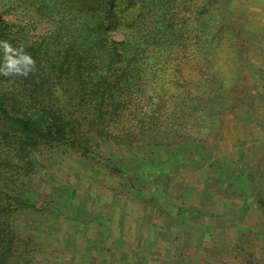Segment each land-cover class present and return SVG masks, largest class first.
Wrapping results in <instances>:
<instances>
[{"label":"rangeland","instance_id":"rangeland-1","mask_svg":"<svg viewBox=\"0 0 264 264\" xmlns=\"http://www.w3.org/2000/svg\"><path fill=\"white\" fill-rule=\"evenodd\" d=\"M151 2L171 13L163 32L176 39L161 48L187 53L155 83L167 107L158 122V96L122 119L113 103L103 118L63 106L76 138L20 154L0 119L9 264H264V0ZM124 211L142 214L144 241L130 225V243L114 248Z\"/></svg>","mask_w":264,"mask_h":264},{"label":"trees","instance_id":"trees-1","mask_svg":"<svg viewBox=\"0 0 264 264\" xmlns=\"http://www.w3.org/2000/svg\"><path fill=\"white\" fill-rule=\"evenodd\" d=\"M151 1L0 0V15L10 17L0 16V40L22 46L36 61L26 77L0 75V119L13 131L20 154L41 142L76 138L71 112L63 106L99 110L103 118L105 104L113 103L122 119L124 109L138 113L141 99L158 96L160 103L150 109L158 122L167 107L155 83L171 57L184 51L161 48L176 39L163 32L171 13ZM12 235L8 225L0 226V264L10 263Z\"/></svg>","mask_w":264,"mask_h":264},{"label":"clouds","instance_id":"clouds-1","mask_svg":"<svg viewBox=\"0 0 264 264\" xmlns=\"http://www.w3.org/2000/svg\"><path fill=\"white\" fill-rule=\"evenodd\" d=\"M0 75L26 77L35 70L36 61L22 46L14 47L8 40H0Z\"/></svg>","mask_w":264,"mask_h":264},{"label":"crops","instance_id":"crops-1","mask_svg":"<svg viewBox=\"0 0 264 264\" xmlns=\"http://www.w3.org/2000/svg\"><path fill=\"white\" fill-rule=\"evenodd\" d=\"M114 208V206H113ZM120 209V206H116V211H118ZM120 211H123L122 209H120ZM127 214H125V211L123 212V214L121 216L119 215H115L114 218H117L116 220L118 221V229L119 231H122L121 235L120 236H115L113 239H111L110 243L111 244H114V248H115V245H120V244H129L130 242L127 240V238L123 235L125 232L126 234L128 233V231L130 232L131 231V227L130 225H132L134 228V226L136 227V234L135 236L133 237L134 241L139 244V243H142L144 241V237L142 235H140L138 233V230L140 229L142 233L143 231V228H144V221H143V218H142V214L138 211L135 215L133 214V216L131 217V222H129V219H128V215L126 216ZM123 219H120L121 217H123ZM117 224V223H116ZM145 230V229H144ZM124 232V233H123ZM116 235V234H115ZM109 241H107L108 243ZM133 243V242H131ZM129 252L130 251H125V258L126 260H133V255L135 254V250L132 249V255L129 257ZM92 255L91 254H84L82 256V260H89L91 259ZM104 259H111L112 257L114 258H117V255L114 254V253H110V254H102L101 255ZM129 257V258H128ZM117 260H120L119 258ZM132 264V262L130 263Z\"/></svg>","mask_w":264,"mask_h":264}]
</instances>
